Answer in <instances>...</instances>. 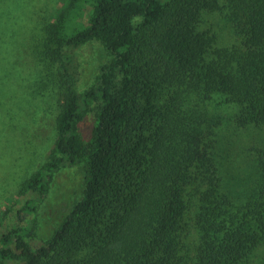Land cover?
Segmentation results:
<instances>
[{
	"label": "trees",
	"instance_id": "1",
	"mask_svg": "<svg viewBox=\"0 0 264 264\" xmlns=\"http://www.w3.org/2000/svg\"><path fill=\"white\" fill-rule=\"evenodd\" d=\"M43 31L57 136L22 195L77 166L81 195L38 246L36 200L6 216L0 264H264V0H63ZM92 42L108 59L78 91ZM146 78L170 91L147 164L126 144Z\"/></svg>",
	"mask_w": 264,
	"mask_h": 264
},
{
	"label": "rangeland",
	"instance_id": "2",
	"mask_svg": "<svg viewBox=\"0 0 264 264\" xmlns=\"http://www.w3.org/2000/svg\"><path fill=\"white\" fill-rule=\"evenodd\" d=\"M62 1L0 0V236L4 233L5 217L26 200L34 199L38 203L37 232L32 244L36 246L79 199L84 177L82 167L67 168L54 177L45 200L40 201L33 193L22 195V184L48 160L57 136L62 67L45 63L38 47L44 26L51 22ZM169 1L164 0V4ZM88 11L87 8L84 22L88 21ZM12 12L18 15L12 17ZM221 21L220 14L207 17L211 26ZM75 53L74 87L83 91L93 85L100 65L108 57L97 42L88 43ZM169 93L165 84L155 78L139 83L136 122L126 143L135 162L147 164L151 157L158 113L163 111ZM242 134L246 135L244 143L251 142L253 134Z\"/></svg>",
	"mask_w": 264,
	"mask_h": 264
},
{
	"label": "clouds",
	"instance_id": "3",
	"mask_svg": "<svg viewBox=\"0 0 264 264\" xmlns=\"http://www.w3.org/2000/svg\"><path fill=\"white\" fill-rule=\"evenodd\" d=\"M17 15H18V13H16V12H12V13H11V16H12V17H16ZM5 19L7 20V19H8V17H7V16H5Z\"/></svg>",
	"mask_w": 264,
	"mask_h": 264
}]
</instances>
